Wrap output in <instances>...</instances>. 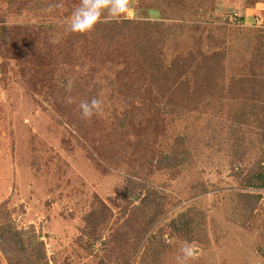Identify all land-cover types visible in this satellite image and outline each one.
I'll return each mask as SVG.
<instances>
[{
    "label": "rangeland",
    "instance_id": "rangeland-1",
    "mask_svg": "<svg viewBox=\"0 0 264 264\" xmlns=\"http://www.w3.org/2000/svg\"><path fill=\"white\" fill-rule=\"evenodd\" d=\"M121 2L0 0V209L46 264H264V188L245 185L264 166V115L235 119L264 102V0ZM115 20L134 22L119 37L145 38L143 56L104 40ZM181 137L189 162L159 167ZM149 189L166 209L129 251L120 227L142 224ZM182 212L190 233L172 225Z\"/></svg>",
    "mask_w": 264,
    "mask_h": 264
},
{
    "label": "trees",
    "instance_id": "trees-1",
    "mask_svg": "<svg viewBox=\"0 0 264 264\" xmlns=\"http://www.w3.org/2000/svg\"><path fill=\"white\" fill-rule=\"evenodd\" d=\"M133 23L134 22L128 20L101 22L100 24H105V28L106 26H108L110 29V33L103 34L104 40L106 42L111 41V43L113 44L118 43V41H121L123 38L122 36V38L119 37L121 33H126L127 31H129L128 25L131 26ZM139 25L141 27L143 23H140ZM140 39V41L139 39H137V41L133 40L134 42H131V44H129L127 41L125 42L124 40H122L121 42L129 44L128 46L131 47L130 51H132L133 53L135 52L138 53V55L143 56V54L145 53L144 50L148 47V44L145 38ZM143 60L146 61V58H144ZM135 65L138 66V64ZM185 66L181 67L184 68ZM156 70H158L157 67ZM154 77V79L159 78L157 73L156 75H154ZM177 80H179L178 77L173 81ZM253 80V78L247 77L242 81L240 80V91H246L247 89L252 93V89L254 88L251 85V81ZM178 84L180 88L185 87L183 86L185 84V79L182 82H178ZM180 88L178 90H173L169 95L163 94V97L165 98L163 104L164 107L171 105L170 103H179L181 101L183 95L180 92ZM246 99L249 101L247 96ZM252 104L253 106L248 107L247 103H244V107L240 108V112L235 114V119L237 120L238 125H240V123H244L245 120H243V118H248V114L253 117L258 114V111H262L264 115V102L261 103L262 105L257 104L256 102H253ZM140 105H146V102H142V104ZM239 137L240 136L237 135L236 129L232 128L230 138H233L236 144H240L241 142ZM189 158L190 154L188 146H186L185 139L181 137L179 138L178 142H176V144H173L168 150L162 152V154L158 158L157 164L162 168L174 169L186 165L189 162ZM259 165V170L255 169L251 172V174H248L246 176L245 185H257L264 188V166L261 164V162ZM130 194L131 192L126 194V197H129ZM241 195L246 196V194L244 193ZM131 196L134 198L136 197L134 193ZM165 209L166 208L163 205L162 195L156 192L154 189L147 190V193L140 199L139 203L134 204V211L132 212V217L134 218V220L137 221L140 218L142 224L137 226L132 225L131 223H127L128 228H126L125 225H122L120 227L121 236L120 239H118L119 246L127 244L129 251L136 249L141 244L146 232L150 230L151 225L155 223L158 218H160ZM185 214V212H182L177 215L176 218H173L172 225L176 230L190 233L192 230V217L187 218ZM124 227L126 229L122 230V228ZM150 242L151 244L148 245V248L150 253L154 255V253L157 251L155 248H158L159 244L156 242V240L153 239L150 240ZM0 249L4 253L8 264L47 263V255L45 253L44 242L37 237L26 236L23 230L15 227L13 222L8 219L6 212H2V209H0Z\"/></svg>",
    "mask_w": 264,
    "mask_h": 264
},
{
    "label": "clouds",
    "instance_id": "clouds-1",
    "mask_svg": "<svg viewBox=\"0 0 264 264\" xmlns=\"http://www.w3.org/2000/svg\"><path fill=\"white\" fill-rule=\"evenodd\" d=\"M120 9H121V12L123 11H126L127 9V3H126V0H122V2L120 3L119 5ZM90 113L88 112H85L84 115L87 116L89 115ZM183 252H184V256L187 258V257H190L192 255L191 253V250L190 249H183Z\"/></svg>",
    "mask_w": 264,
    "mask_h": 264
},
{
    "label": "built area",
    "instance_id": "built-area-1",
    "mask_svg": "<svg viewBox=\"0 0 264 264\" xmlns=\"http://www.w3.org/2000/svg\"><path fill=\"white\" fill-rule=\"evenodd\" d=\"M259 19L256 17V18H254V22H256V21H258Z\"/></svg>",
    "mask_w": 264,
    "mask_h": 264
}]
</instances>
